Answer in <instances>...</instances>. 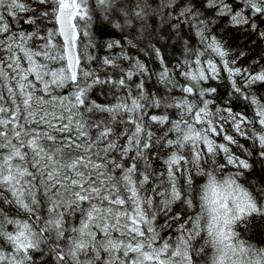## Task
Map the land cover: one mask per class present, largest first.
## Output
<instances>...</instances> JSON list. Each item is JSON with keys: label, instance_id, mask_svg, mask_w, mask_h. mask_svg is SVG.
I'll use <instances>...</instances> for the list:
<instances>
[{"label": "snow or ice", "instance_id": "6c2138e0", "mask_svg": "<svg viewBox=\"0 0 264 264\" xmlns=\"http://www.w3.org/2000/svg\"><path fill=\"white\" fill-rule=\"evenodd\" d=\"M0 264H264V0H0Z\"/></svg>", "mask_w": 264, "mask_h": 264}, {"label": "trees", "instance_id": "16d2710c", "mask_svg": "<svg viewBox=\"0 0 264 264\" xmlns=\"http://www.w3.org/2000/svg\"><path fill=\"white\" fill-rule=\"evenodd\" d=\"M225 40H227L228 44L234 48V49H238V48H244L245 51H247V40L244 36L238 34V33H235V32H230L228 34H226L224 36ZM261 49L260 48H257L256 49V52H253V53H250L249 55L250 56H254L256 55L257 52H259ZM169 51H171L169 49Z\"/></svg>", "mask_w": 264, "mask_h": 264}]
</instances>
